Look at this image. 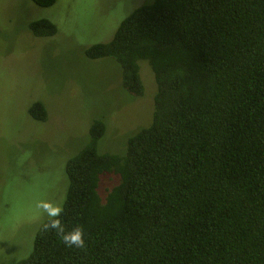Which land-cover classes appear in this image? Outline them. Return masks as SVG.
I'll return each mask as SVG.
<instances>
[{
  "label": "trees",
  "instance_id": "trees-1",
  "mask_svg": "<svg viewBox=\"0 0 264 264\" xmlns=\"http://www.w3.org/2000/svg\"><path fill=\"white\" fill-rule=\"evenodd\" d=\"M145 2L85 53L115 58L138 96L147 60L152 119L123 152L103 153L106 124L93 120L67 161L59 216L65 232L82 229L85 245L67 246L43 222L16 264H264V0ZM31 27L57 32L49 19ZM30 112L47 117L41 102Z\"/></svg>",
  "mask_w": 264,
  "mask_h": 264
},
{
  "label": "rangeland",
  "instance_id": "rangeland-1",
  "mask_svg": "<svg viewBox=\"0 0 264 264\" xmlns=\"http://www.w3.org/2000/svg\"><path fill=\"white\" fill-rule=\"evenodd\" d=\"M148 0H0V264H16L32 251L47 219L37 204L62 207L67 161L88 142L95 119L106 124L99 151L123 152L128 137L152 119L157 83L149 62L139 61L143 95L123 87L112 57L90 58L86 49L110 41L121 22ZM49 19L53 35L33 33ZM41 102L45 119L32 116ZM101 189L114 178L107 177Z\"/></svg>",
  "mask_w": 264,
  "mask_h": 264
},
{
  "label": "clouds",
  "instance_id": "clouds-1",
  "mask_svg": "<svg viewBox=\"0 0 264 264\" xmlns=\"http://www.w3.org/2000/svg\"><path fill=\"white\" fill-rule=\"evenodd\" d=\"M37 207L40 208L44 216L47 217L46 221L43 223V227L46 230H56L57 233L61 235L65 244L69 247H83L85 245L82 229L76 228L72 232L64 231L59 220L62 209L58 204L52 201H45L38 203Z\"/></svg>",
  "mask_w": 264,
  "mask_h": 264
}]
</instances>
